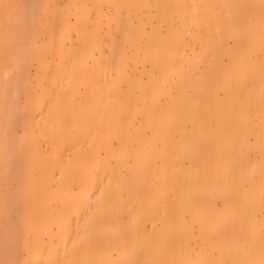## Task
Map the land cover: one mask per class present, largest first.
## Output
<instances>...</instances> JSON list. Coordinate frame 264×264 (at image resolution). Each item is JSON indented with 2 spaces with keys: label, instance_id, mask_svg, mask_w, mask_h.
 <instances>
[{
  "label": "bare ground",
  "instance_id": "1",
  "mask_svg": "<svg viewBox=\"0 0 264 264\" xmlns=\"http://www.w3.org/2000/svg\"><path fill=\"white\" fill-rule=\"evenodd\" d=\"M197 1L137 0L124 12L127 0H0V264H264V71L244 91L240 135L231 81L209 79L215 51L187 49L184 36H157L154 48L133 37L146 28L132 18L155 13L190 18L183 33L186 22L200 32L199 18L215 15L192 12ZM41 15L77 42L53 33L35 41ZM114 31L126 32L131 52ZM247 45L229 46L237 69ZM20 121L32 145L15 156ZM244 165L253 170L245 177ZM195 224L200 248L190 241Z\"/></svg>",
  "mask_w": 264,
  "mask_h": 264
},
{
  "label": "rangeland",
  "instance_id": "2",
  "mask_svg": "<svg viewBox=\"0 0 264 264\" xmlns=\"http://www.w3.org/2000/svg\"><path fill=\"white\" fill-rule=\"evenodd\" d=\"M137 0H127V6L123 7L122 11H126V7H130L134 4ZM59 6L62 8L64 7L67 0H58ZM189 9L192 12H198L200 15L205 13L206 11H211L215 17H209L207 14L203 15L200 20L201 30L198 31V24L197 22H186V33L182 31V23L183 21H188L190 18H178L175 15V12H172V18L169 19L168 23L164 20V18H159L157 13L152 18H147L144 16L143 18H132L133 25L138 27L139 23L138 20L145 22L144 33H140L139 31H134L133 37L135 41L148 47L150 44L154 42L155 37L160 36L165 38L166 42H172L176 38L182 39V37H186V42L188 45L186 46L187 49H192L193 46H196L195 49L200 48L201 42L207 47V52L210 55L212 51H215L218 60L215 64H218L209 78L211 81L220 82L223 78H227L228 81H231V84L228 88L234 92L236 99L233 100L229 107L232 111L238 114L234 116L235 123L239 126L240 135L244 133L243 131V122H244V109H246V105L244 102V95L248 87H250L253 83V75L256 71H264V0H198L195 3V7L189 5ZM66 11V10H65ZM252 13V14H251ZM94 11H92V15ZM232 15L235 18H247L243 22H241L237 26H233L229 22L223 20L222 18H227L228 15ZM96 19V18H91ZM74 18H72V21ZM208 21L210 27L206 29L205 23L202 22ZM51 18H46L45 16H40L37 22V31L35 32V37L33 38L38 43H43L49 38V34L53 33L56 36H63L65 35L66 38L71 36L73 40L77 42V35L76 31L64 28V24L62 21H56L54 27L51 26ZM100 26H106V21L103 19L100 21ZM152 27H155L153 30ZM157 30V31H156ZM127 32V30H126ZM124 31L123 33H117L118 38H120V42L122 44V48L127 51L128 53L131 52L134 47L132 42L127 37V34ZM114 34L115 31L113 32ZM116 34V35H117ZM246 37L248 39V45L246 46L245 51L240 49L237 54L245 53L248 62L243 69H237L235 67L233 58L229 55L230 48L236 41H239L241 38ZM69 39H67L68 41ZM157 41V39H156ZM69 42V41H68ZM67 42V43H68ZM69 44V43H68ZM156 45L153 43L152 48ZM212 56H207L205 58L206 61L200 64V68H205L204 66L206 63L210 61ZM149 64H147L148 66ZM140 69V68H139ZM139 69H133L132 67L128 68L127 71L130 73L131 76H135L139 74ZM205 73V72H204ZM28 79L34 80L36 75V69L34 66H30L28 71ZM206 74H204L205 77ZM123 87L125 88L126 85L124 84ZM245 91V92H244ZM218 93L222 96L224 93L223 89H218ZM26 96L24 93L20 94V100L25 101ZM139 119V118H138ZM23 123H20L17 126L16 133L20 140L18 145L16 146V154L15 156H20L24 153H27L28 150L31 148L30 143L24 141L20 137L23 136ZM207 138H210L209 135L206 134ZM41 140V149L45 150L47 145L43 141V136H40ZM69 140H65V144H68ZM50 155V153H49ZM188 164V160H185ZM224 161V160H222ZM227 161V160H225ZM222 164V163H221ZM240 174L245 177L252 173V169L249 166H242L239 170ZM223 176H227L223 171ZM147 183V182H146ZM0 193L5 194L4 192V185H0ZM216 194V193H215ZM221 193H217L214 196V202L221 209L222 213H225L227 206L223 203V199L220 196ZM11 214L13 215L14 223L18 226V229L21 230V222L18 220V206L12 205L11 207ZM233 215L237 217H242L241 213L235 207ZM27 218L34 220L36 214L33 212H28L26 214ZM199 226L195 224L194 231L192 232V238L190 239L192 245H196V248L199 247V243L201 239L198 235ZM216 231V230H215ZM29 237V234L26 232L23 234L22 238L26 239ZM198 239V240H197ZM197 240V241H195ZM200 248V247H199ZM241 247L239 248V250ZM194 255V254H192Z\"/></svg>",
  "mask_w": 264,
  "mask_h": 264
}]
</instances>
